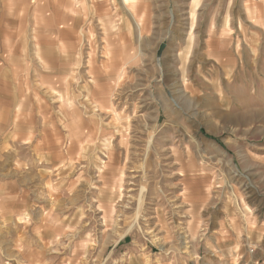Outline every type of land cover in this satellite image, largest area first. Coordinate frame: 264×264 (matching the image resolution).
<instances>
[{
	"label": "rangeland",
	"instance_id": "1",
	"mask_svg": "<svg viewBox=\"0 0 264 264\" xmlns=\"http://www.w3.org/2000/svg\"><path fill=\"white\" fill-rule=\"evenodd\" d=\"M137 12L0 0V264H262L264 0Z\"/></svg>",
	"mask_w": 264,
	"mask_h": 264
},
{
	"label": "bare ground",
	"instance_id": "2",
	"mask_svg": "<svg viewBox=\"0 0 264 264\" xmlns=\"http://www.w3.org/2000/svg\"><path fill=\"white\" fill-rule=\"evenodd\" d=\"M140 0H124V3L126 4V5H129V6H131L132 7V13H133V17L135 18V19H137L138 18V16H137V14H138V12H137V10H138V2H139ZM138 21V20H137ZM138 25L141 27V28H143V21L140 19L139 21H138ZM214 30V29H213ZM104 99V98H103ZM105 100V99H104ZM103 100V101H104ZM100 101V100H99ZM101 102V101H100ZM102 103V102H101ZM110 148V147H109ZM83 149V148H82ZM78 160V159H77ZM103 167H104V165H103ZM102 169V168H101ZM78 246V245H77Z\"/></svg>",
	"mask_w": 264,
	"mask_h": 264
},
{
	"label": "crops",
	"instance_id": "3",
	"mask_svg": "<svg viewBox=\"0 0 264 264\" xmlns=\"http://www.w3.org/2000/svg\"><path fill=\"white\" fill-rule=\"evenodd\" d=\"M0 87H1V86H0ZM7 185L10 186V185H14V184H13L12 181H7ZM236 220H237V219H236ZM234 226H235V227H239V226H238V223H237V224H234ZM253 226H254V224L250 225V227H253ZM248 227H249V225H248ZM248 227H245V229H246L247 231H250V232H253L254 229H255V228L248 229ZM260 227H261V228H259V229L257 228L256 231H264V226L261 225ZM263 259H264V253H263V256H262V260H263Z\"/></svg>",
	"mask_w": 264,
	"mask_h": 264
},
{
	"label": "water",
	"instance_id": "4",
	"mask_svg": "<svg viewBox=\"0 0 264 264\" xmlns=\"http://www.w3.org/2000/svg\"><path fill=\"white\" fill-rule=\"evenodd\" d=\"M164 47H165V45H163V46L160 48L158 56L161 55V52H162V50L164 49Z\"/></svg>",
	"mask_w": 264,
	"mask_h": 264
},
{
	"label": "built area",
	"instance_id": "5",
	"mask_svg": "<svg viewBox=\"0 0 264 264\" xmlns=\"http://www.w3.org/2000/svg\"><path fill=\"white\" fill-rule=\"evenodd\" d=\"M262 264H264V259H263V262H262Z\"/></svg>",
	"mask_w": 264,
	"mask_h": 264
}]
</instances>
